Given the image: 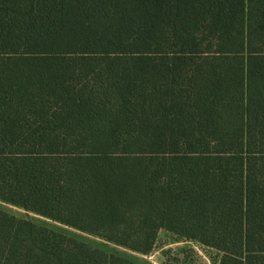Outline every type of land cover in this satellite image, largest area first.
<instances>
[{
    "label": "trees",
    "instance_id": "16d2710c",
    "mask_svg": "<svg viewBox=\"0 0 264 264\" xmlns=\"http://www.w3.org/2000/svg\"><path fill=\"white\" fill-rule=\"evenodd\" d=\"M0 202L264 264V0H0ZM0 264L142 263L0 209Z\"/></svg>",
    "mask_w": 264,
    "mask_h": 264
},
{
    "label": "rangeland",
    "instance_id": "374dc122",
    "mask_svg": "<svg viewBox=\"0 0 264 264\" xmlns=\"http://www.w3.org/2000/svg\"><path fill=\"white\" fill-rule=\"evenodd\" d=\"M0 209L19 218L31 220L37 225L49 227L87 244L106 255H116L128 262L142 264H213L217 253L202 245L184 240L164 230L158 231L152 252L142 255L107 242L99 237L53 222L32 213L0 202ZM150 256V258H148Z\"/></svg>",
    "mask_w": 264,
    "mask_h": 264
},
{
    "label": "built area",
    "instance_id": "2783aa9c",
    "mask_svg": "<svg viewBox=\"0 0 264 264\" xmlns=\"http://www.w3.org/2000/svg\"><path fill=\"white\" fill-rule=\"evenodd\" d=\"M148 258H150V256Z\"/></svg>",
    "mask_w": 264,
    "mask_h": 264
}]
</instances>
